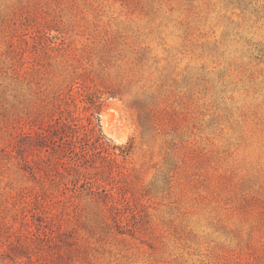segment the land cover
Listing matches in <instances>:
<instances>
[{"label":"rangeland","instance_id":"obj_1","mask_svg":"<svg viewBox=\"0 0 264 264\" xmlns=\"http://www.w3.org/2000/svg\"><path fill=\"white\" fill-rule=\"evenodd\" d=\"M0 264H264V0H0Z\"/></svg>","mask_w":264,"mask_h":264},{"label":"trees","instance_id":"obj_2","mask_svg":"<svg viewBox=\"0 0 264 264\" xmlns=\"http://www.w3.org/2000/svg\"><path fill=\"white\" fill-rule=\"evenodd\" d=\"M87 103L88 104H91V105H93V103H94V100L92 99V98H87ZM66 126V125H65ZM64 137H66V136H64ZM63 138V137H62ZM62 138H61V140H62ZM73 148H74V146H72ZM71 153H73V155L75 156V157H80L81 155H79L78 153H76V152H74L73 150H71ZM84 155V154H83Z\"/></svg>","mask_w":264,"mask_h":264}]
</instances>
